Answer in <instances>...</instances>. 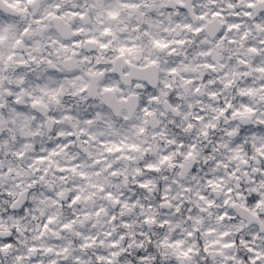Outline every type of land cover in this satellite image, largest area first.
I'll list each match as a JSON object with an SVG mask.
<instances>
[{"label":"clouds","instance_id":"9594fccd","mask_svg":"<svg viewBox=\"0 0 264 264\" xmlns=\"http://www.w3.org/2000/svg\"><path fill=\"white\" fill-rule=\"evenodd\" d=\"M0 264H264V0H0Z\"/></svg>","mask_w":264,"mask_h":264}]
</instances>
